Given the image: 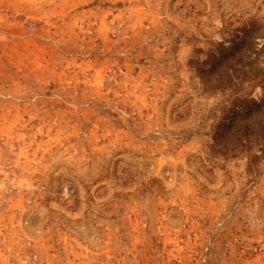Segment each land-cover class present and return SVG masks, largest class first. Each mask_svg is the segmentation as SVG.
Returning <instances> with one entry per match:
<instances>
[{
    "label": "rangeland",
    "instance_id": "obj_1",
    "mask_svg": "<svg viewBox=\"0 0 264 264\" xmlns=\"http://www.w3.org/2000/svg\"><path fill=\"white\" fill-rule=\"evenodd\" d=\"M90 263L264 264V0H0V264Z\"/></svg>",
    "mask_w": 264,
    "mask_h": 264
},
{
    "label": "bare ground",
    "instance_id": "obj_2",
    "mask_svg": "<svg viewBox=\"0 0 264 264\" xmlns=\"http://www.w3.org/2000/svg\"><path fill=\"white\" fill-rule=\"evenodd\" d=\"M231 249V248H230ZM170 251V250H169ZM248 259H250L249 257H247ZM110 259V258H109ZM245 259V258H244ZM248 259H246L247 260V262H249V260ZM107 261V260H106ZM110 263V262H109ZM91 264V263H90Z\"/></svg>",
    "mask_w": 264,
    "mask_h": 264
}]
</instances>
